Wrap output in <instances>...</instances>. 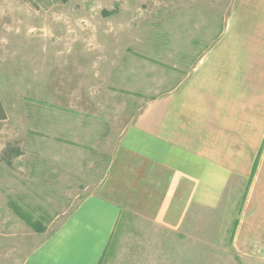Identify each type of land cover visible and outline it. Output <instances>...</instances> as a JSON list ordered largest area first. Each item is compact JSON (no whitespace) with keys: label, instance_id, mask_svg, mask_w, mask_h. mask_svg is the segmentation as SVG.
Instances as JSON below:
<instances>
[{"label":"rangeland","instance_id":"1","mask_svg":"<svg viewBox=\"0 0 264 264\" xmlns=\"http://www.w3.org/2000/svg\"><path fill=\"white\" fill-rule=\"evenodd\" d=\"M235 1L0 0V264H19L110 179L125 125L179 85ZM235 192L206 213L205 233L155 220L156 199L123 210L100 264H240Z\"/></svg>","mask_w":264,"mask_h":264},{"label":"crops","instance_id":"2","mask_svg":"<svg viewBox=\"0 0 264 264\" xmlns=\"http://www.w3.org/2000/svg\"><path fill=\"white\" fill-rule=\"evenodd\" d=\"M193 63L125 125L110 179L19 264H97L121 212L153 199L155 220L179 231L193 219L205 233L206 213L241 188L231 247L240 264H264V0H236Z\"/></svg>","mask_w":264,"mask_h":264},{"label":"trees","instance_id":"3","mask_svg":"<svg viewBox=\"0 0 264 264\" xmlns=\"http://www.w3.org/2000/svg\"><path fill=\"white\" fill-rule=\"evenodd\" d=\"M61 1H65V0H61ZM4 117V109L2 106V103L0 101V118ZM15 153H18L17 149H15ZM14 212L21 218L24 220V222L36 233H43L46 231L47 226L43 223V221L40 218H35L33 217V215L31 213H23V211H20L18 208L14 209ZM233 226H235L236 222H233ZM232 236V235H231ZM108 250V244L105 247V250L103 251V253L101 254V257L98 261L97 264H100V261L102 260V258L105 256L106 251Z\"/></svg>","mask_w":264,"mask_h":264}]
</instances>
